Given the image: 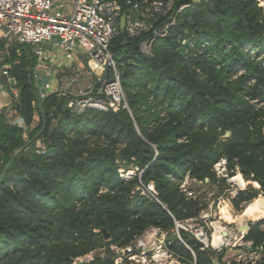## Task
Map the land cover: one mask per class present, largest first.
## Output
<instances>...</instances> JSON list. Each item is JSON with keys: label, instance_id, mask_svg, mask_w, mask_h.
Wrapping results in <instances>:
<instances>
[{"label": "trees", "instance_id": "1", "mask_svg": "<svg viewBox=\"0 0 264 264\" xmlns=\"http://www.w3.org/2000/svg\"><path fill=\"white\" fill-rule=\"evenodd\" d=\"M176 2L191 7L156 39L152 55L141 52L144 36L119 34L112 41L129 109L78 112L68 108L67 96L41 99L36 55L29 45H15L7 61L19 89L14 113L29 126L36 115L39 122L25 138L0 112V175L12 160L0 182V264H115L111 246L126 247L149 228L165 231L167 248L182 261L227 264L223 249L202 248L177 226L193 221L210 235L201 217L210 207L207 194H189L182 183L189 177L226 184L237 171L264 183V59L257 58L264 57V6L258 0ZM250 43L257 56L244 50ZM35 138L43 140L44 153L36 151ZM222 160L226 177L215 169ZM120 166L135 175L125 179ZM259 188L242 189L231 201L257 218L244 239L261 255L233 264H264ZM88 254V261L76 262Z\"/></svg>", "mask_w": 264, "mask_h": 264}, {"label": "built area", "instance_id": "2", "mask_svg": "<svg viewBox=\"0 0 264 264\" xmlns=\"http://www.w3.org/2000/svg\"><path fill=\"white\" fill-rule=\"evenodd\" d=\"M59 1L62 0H0V42L12 37L20 44L31 45L41 63L50 54L46 49L48 43L58 47L68 63L61 66L64 74L55 93L60 97L67 96L68 108L78 112L90 108L129 109L119 64L111 51L113 39L121 34L123 16L126 38L144 36L140 43L141 52L152 55L156 39L167 36L178 16L191 7V2L177 4L176 0H72V8L67 11L58 4ZM214 1L204 0L207 3ZM183 43L202 51L191 40ZM79 48L84 50L82 56H78ZM255 49L256 45L251 43L244 47L245 51L257 56ZM257 58L264 59L263 53ZM11 70L12 65L0 58V75L10 82L16 100L19 89ZM3 92H0V97H4ZM45 150L43 145H37V152L44 153ZM147 190L152 195L155 193L153 184H149ZM177 226L190 231L203 243L202 248L211 247L212 243L203 229L194 230L188 223H177ZM223 232L228 235L224 234L219 245H213L215 249L246 246L248 251H252L253 242L244 239L246 231L237 235L227 230ZM165 236V231L149 228L126 247L111 246L117 253L115 264H133V261L138 264H197L196 260L186 262L175 257L166 246ZM244 254L242 250L236 253L234 262Z\"/></svg>", "mask_w": 264, "mask_h": 264}, {"label": "rangeland", "instance_id": "3", "mask_svg": "<svg viewBox=\"0 0 264 264\" xmlns=\"http://www.w3.org/2000/svg\"><path fill=\"white\" fill-rule=\"evenodd\" d=\"M258 3H259V6H264V0H258ZM3 40L5 41V45L3 48H0V58L3 59L6 63L11 64L10 62H7L8 59H10V57H11V51L13 50L15 45H19L20 43L12 37H6ZM29 46L32 50H34V48L31 45H29ZM248 48H249V46H248ZM79 49L80 50H79L78 56H82V54H84V50L81 48H79ZM16 51H17L18 55L21 54L20 49H16ZM124 55H125V53H122V54L118 55V58H120ZM62 59H63V57H62ZM51 63L52 62H50V60H48L47 65L44 66L43 72L38 71L37 69L33 70L35 85L37 86V88L40 91V96L43 98H45L46 96H48L50 94L55 93L56 89L59 86V84L57 85L55 83V81H52L53 77H51L52 75H51V72L49 70V65ZM241 72H243V70H239V73H241ZM55 75H57V74H55ZM11 76L14 77L13 74H11ZM44 83H46V84L44 86H42ZM41 87H43V88H41ZM3 89L7 93L8 101H10V100L12 101L14 96L12 94L10 82L8 80H6L5 77H2L0 75V92H2ZM4 99H6L5 95H4V97H0V101L1 100L4 101ZM263 103L264 102H261V104H263ZM11 105H12L11 103L8 106L5 104V109H6V114H7L8 119L13 124L17 123L18 125H20L25 131L24 137L29 138V133H31V131L34 132V129H36V127L38 125V122H39L38 118H35L34 123L31 126H29L21 118L19 119V117H16V115L14 113L13 106H11ZM227 135H229V133H226L225 136H227ZM34 141H36L35 145H43V147L45 148V145L43 144L44 142H42L41 138L37 139V140L35 138ZM215 169H216V171L220 177H224V176L226 177L228 175L225 160H222L219 163H217L215 165ZM120 172H121V175L125 179H129L135 175L136 171L133 169H126V168L120 166ZM250 186H254V187H257L258 189H260L256 182H254L252 180L245 179L243 177V175L240 173V171H237L236 174L232 177L227 176L226 184H222V183H220V184L218 183L215 185L210 184V183L207 184V183H202L200 181L189 179V177H187L184 180V182L182 183L183 189L189 194H193L195 196L207 194V201H209L210 207H209V210L202 212L201 217L205 219L207 228L210 230V235L207 233V236L209 237V239L212 243V244H210L211 247L214 248V246L219 245L222 241L221 240L219 242V244H216V245L213 244V240H212L213 234L216 231L217 227H220L219 231L222 234V237L224 236L223 230H227L228 232H231V233L237 235V234H240L241 232H245V230H246L245 229L244 231L240 232L239 231L240 226L246 225V224L250 223L251 221H254V218L244 216L243 211H237L235 209V207L233 206L232 201H231L232 197H234V195L236 193H238V191H240L242 189H247ZM147 193H149V192L147 191ZM215 196H218V198H215ZM260 196H263V195H260ZM227 203L229 204V207H227V205H226ZM226 213H227V216L225 215ZM262 215H264V214H262ZM188 224L191 225L194 230L195 229H203L204 233H206V229L201 224H198V223L193 222V221H188ZM241 250L245 254H244L243 258H241L240 260H238L236 262L245 263V262L250 261V259L259 258L261 255L260 253L255 252V251H248V247H246V246L244 248L223 247V251L225 252L223 260L226 263L230 262V264H233L231 262H234L235 261L234 259L237 258V256H235L233 253L240 252ZM133 264H138V263L136 261H133Z\"/></svg>", "mask_w": 264, "mask_h": 264}, {"label": "crops", "instance_id": "4", "mask_svg": "<svg viewBox=\"0 0 264 264\" xmlns=\"http://www.w3.org/2000/svg\"><path fill=\"white\" fill-rule=\"evenodd\" d=\"M72 3H73L72 0H62L61 2L60 1L58 2V4L61 5L67 11L72 8ZM46 49L48 51H50V54H49V56L45 57V60L42 61V63L40 62L39 57L35 54L36 55V65L34 66V70L37 69L38 71H42L43 72L44 71L43 64H47L48 60H50V62H52L49 65V70H50L51 75H52V76L51 75L50 76L53 77L52 81H55V83L58 85L61 82V79H60L61 75L64 74V70H63V68L61 66L67 64L68 62L66 61L65 54L62 51H60L59 48L56 47L53 43H48L46 45ZM62 57H63V59H62ZM55 74H57V75H55ZM45 84L46 83H44L42 86H44ZM41 88H43V87H41ZM3 91H4V89H3ZM38 92H39V96H40L39 89H38ZM5 97H6V99H4L5 102L2 101V100H1L2 102L0 101V106H2V111H4L6 113L5 104L8 106L10 103L12 104L11 106H13V109L15 110V103L16 102H15L14 97H13L12 101L11 100L8 101L7 96H5ZM40 98L43 99V97H41V96H40ZM39 106H40V104H39ZM35 118H38V120H39V116L38 115H36ZM239 231H240V228H239ZM224 233H226L225 235H228L227 232H223V234ZM233 254L236 256V253H233Z\"/></svg>", "mask_w": 264, "mask_h": 264}, {"label": "water", "instance_id": "5", "mask_svg": "<svg viewBox=\"0 0 264 264\" xmlns=\"http://www.w3.org/2000/svg\"><path fill=\"white\" fill-rule=\"evenodd\" d=\"M201 2H204V0H193V3H196V4H197V3H201ZM190 20H192V19H190ZM124 28H125V16H123V17L121 18V29H122L121 34H122V35H125V30H124ZM5 30H6V29H5ZM3 93H4L5 96H7V93H6L5 91H4ZM11 163H12V160H10V161L7 163V165L5 166L4 170L2 171V173H1V175H0V182L2 181V179H3L4 176H5V174L7 173L8 168L10 167ZM254 182H256V181H254ZM256 183L258 184V187H261L262 185L264 186V183H262V184L259 183V182H256ZM137 191H138V192H141L142 189L138 188ZM254 224H255V220H254V221H251L250 223H248V224H246V225H242V226H240V231H244L245 229L248 230V229L251 228ZM246 230H245V231H246ZM102 232L105 234V237H106V238H109V233H108L105 229H102ZM224 234H226V233H224ZM195 242H196V244H197L198 246L203 247V243H202L200 240H198V239L195 238ZM91 258H92V255H91V254H88V255H86V256H84V257L77 258V259H76V262H77V263H79V262H85V261H88V260L91 259ZM219 264H221V263H219Z\"/></svg>", "mask_w": 264, "mask_h": 264}, {"label": "bare ground", "instance_id": "6", "mask_svg": "<svg viewBox=\"0 0 264 264\" xmlns=\"http://www.w3.org/2000/svg\"><path fill=\"white\" fill-rule=\"evenodd\" d=\"M254 220H256V219H254ZM219 228L220 227H217L216 231L213 234V239L212 240H213V244L214 245L219 244V242L222 240V234L220 233Z\"/></svg>", "mask_w": 264, "mask_h": 264}]
</instances>
